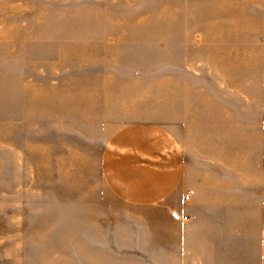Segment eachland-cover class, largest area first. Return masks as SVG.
I'll list each match as a JSON object with an SVG mask.
<instances>
[{
  "label": "rangeland",
  "instance_id": "obj_1",
  "mask_svg": "<svg viewBox=\"0 0 264 264\" xmlns=\"http://www.w3.org/2000/svg\"><path fill=\"white\" fill-rule=\"evenodd\" d=\"M263 13L0 0V264H200L187 231L229 240L238 224L200 189L231 183L235 147L264 166ZM246 221L253 251L261 225Z\"/></svg>",
  "mask_w": 264,
  "mask_h": 264
},
{
  "label": "crops",
  "instance_id": "obj_2",
  "mask_svg": "<svg viewBox=\"0 0 264 264\" xmlns=\"http://www.w3.org/2000/svg\"><path fill=\"white\" fill-rule=\"evenodd\" d=\"M261 31L264 34V16L262 18ZM261 62L264 70V51ZM259 128V137L264 145V105ZM256 154L250 152L246 156L244 153H240L239 150L236 151V147L233 148L231 167L234 178L231 183L224 182L214 186H204V188L200 189V193L203 195V203H210V205L214 203L217 223L221 219L223 221L230 220L232 223L238 224L235 231L232 229V235L229 240L220 238L218 232H206L202 228L199 230L198 238L196 237L197 233L187 231L186 239L189 245L191 244L193 247L199 243L200 264H264V212L262 210L259 211L264 199L262 200L260 195L255 194L264 190V166L257 162L260 157H257ZM240 192H247L248 195L243 197ZM206 194H209V196ZM195 195L196 190L193 197ZM245 198H247L246 201L240 203ZM262 209H264V206ZM241 216L243 218L246 217V222L249 224L261 225V227L258 226V231L253 233L256 238L253 251L245 247L244 240H242L244 237L241 238L239 228ZM242 236H245V234H242Z\"/></svg>",
  "mask_w": 264,
  "mask_h": 264
},
{
  "label": "built area",
  "instance_id": "obj_3",
  "mask_svg": "<svg viewBox=\"0 0 264 264\" xmlns=\"http://www.w3.org/2000/svg\"><path fill=\"white\" fill-rule=\"evenodd\" d=\"M194 193H195V189L194 188H192V187L186 188V190L183 193V199L185 201H189L193 197Z\"/></svg>",
  "mask_w": 264,
  "mask_h": 264
},
{
  "label": "bare ground",
  "instance_id": "obj_4",
  "mask_svg": "<svg viewBox=\"0 0 264 264\" xmlns=\"http://www.w3.org/2000/svg\"><path fill=\"white\" fill-rule=\"evenodd\" d=\"M215 14H218V12H216ZM234 16H236L235 14H233ZM233 68H234V66H233ZM217 118H219V117H212L211 119H217Z\"/></svg>",
  "mask_w": 264,
  "mask_h": 264
}]
</instances>
